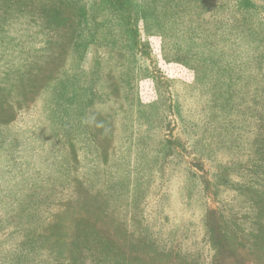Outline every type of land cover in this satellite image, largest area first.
<instances>
[{"label":"rangeland","instance_id":"374dc122","mask_svg":"<svg viewBox=\"0 0 264 264\" xmlns=\"http://www.w3.org/2000/svg\"><path fill=\"white\" fill-rule=\"evenodd\" d=\"M131 1L138 19L141 40L148 44L139 42L141 48L134 55V61L126 57L125 52L105 46L96 49L91 40L82 59L78 61L75 52L69 48L75 31L68 33L74 24L63 28L57 27L54 22L50 23L51 20L40 10L41 4L37 0L31 3L22 0L23 16L17 15V9L2 16L1 10L5 9L10 0H0V109L4 104L9 106L0 110V123H12V131L19 133L20 140L26 141V144L19 146L22 156L18 162L7 160L5 149H0V264H11L12 257L19 255L20 249L27 248L20 247L16 252L13 247L14 243L16 245L23 238L22 229L14 235L8 234L13 227L25 222L26 215L32 211H36L34 217L41 218V223L36 222L32 227L34 229L25 231L24 228L23 232L25 236L40 241L44 264H70L68 243L75 234V222L80 216H85L93 224V234L94 231L105 233L122 252L136 250L140 258L155 264L169 261L166 256L149 255L150 250L140 231L141 222L135 220L131 232L124 234L119 223L113 219V206L117 205L121 196L111 195L107 189V182L111 178H105L109 173L117 172L128 181H134L137 171L141 177L142 171L147 173L150 168L152 158L148 156L144 161V157L139 159L141 157L137 153L141 149L145 152L153 149L154 155L160 156L162 150L158 141L162 140L169 143L167 151H174L165 155L162 162L157 160L152 164V180L156 185H162L160 192L167 191L171 196V203L167 204L170 217L164 221L161 213L156 220L163 227L156 226L154 231L161 238H166L170 247L179 241L186 242L187 239L192 242L194 233L198 238L203 237L200 219L203 212L206 214L209 210L207 218L214 224L220 221V210L227 215L235 212L238 216L244 215L249 211L245 207L250 205L254 195L262 197L260 203L257 202L256 215L258 220L264 222V128L256 130L259 122L253 116L257 103L253 105L249 101L245 89L254 85L264 86V80L258 83L249 80L250 85L244 84L242 79H246L245 75L248 74L243 72L234 81L238 88L234 87L235 94L229 93L234 96L232 101L239 102L237 95L244 98L240 102L243 113L246 112L243 116L236 112L227 116L228 112H223L227 102L219 104L217 101L215 106L208 102L205 85L194 87L196 92L189 87L195 83L196 78L190 67L198 66L197 70H207V63L211 59L222 58L221 52L226 59L236 57L238 62L248 60L251 63L256 60L254 53L243 50L249 46L253 49L264 48V31L261 34V26L256 24L257 15L260 14L264 19V12L259 11V7L254 8V12L243 20L244 25L240 28L243 30L250 25L253 35H247L238 28V33L230 36H237V43L243 46L242 49H235V46L230 47L231 41L222 31L228 26L233 28V23L228 24L226 19L238 15L233 7L234 0ZM141 1L143 8L152 6L168 12L170 18L166 23L170 30L169 48L164 47L165 43L152 17L145 15L139 18ZM263 2L255 0L258 5ZM13 8L18 7L14 5ZM197 26V30L192 33L194 36L191 33L188 36V28ZM259 34L262 38H259ZM189 37L193 41L198 40L205 48L199 47V54L188 58L186 53L194 51L188 45L191 40ZM245 37L249 39L247 43ZM218 43L222 45L221 50ZM209 46L213 50L208 52ZM180 47L182 52L174 50ZM202 55L206 56V64H200L198 58L194 60L198 63L190 62V59ZM97 56L101 59L97 69L98 85L108 99L97 104L95 111L89 115L91 133L88 136L93 149L84 152L81 147H87L86 140L80 143L82 133H76L74 116L69 114L67 119L59 113L58 99L61 98H58V92L61 87L63 93L70 91L71 82L75 87L90 85ZM233 67L244 68L241 65ZM248 72L251 74L254 70L250 68ZM260 72L259 76L261 74L262 77L264 69ZM18 82L20 87L15 86ZM3 87H8V92L12 88L13 93L2 92ZM226 89L231 90L229 87ZM4 96L7 100L2 101ZM199 98L202 102H199ZM78 99H74L73 107L77 106L75 100ZM136 101H140L139 104ZM142 104L146 107L143 111ZM176 106L182 109V120L176 112ZM229 121H232L231 124ZM215 129H220V133L214 132ZM138 138L142 142L136 146L132 142ZM27 146L31 149L28 155ZM118 156L123 159L116 161ZM18 165H22L19 170ZM220 165L231 167L230 173L219 169ZM239 165L245 169L241 175L245 176L243 178L237 175ZM249 172L254 175H249ZM84 173L92 177L89 181L94 182L89 186L93 187L89 193L82 192L85 184L89 183L82 177ZM97 174L102 176L99 181L93 180ZM237 186H246V189H238ZM13 189H16L18 200L14 202L10 194ZM78 191L81 195H77ZM82 196L87 199L85 205ZM188 202H191V208ZM146 211L150 215L155 214L153 209ZM182 221L189 224L187 229H180ZM181 230L186 231L184 237L180 235ZM262 230L263 235L259 233L261 238L257 245L252 243L237 249L234 244V250H239V254L223 251L218 263L238 264L242 260L244 264H264L263 224ZM227 234L233 244V233ZM94 257L95 254L88 256L85 264H97V258ZM176 262L186 264L180 260Z\"/></svg>","mask_w":264,"mask_h":264},{"label":"trees","instance_id":"16d2710c","mask_svg":"<svg viewBox=\"0 0 264 264\" xmlns=\"http://www.w3.org/2000/svg\"><path fill=\"white\" fill-rule=\"evenodd\" d=\"M27 1H29V3L32 2V0ZM21 2L22 0H10V2L6 4L5 9L1 10L3 12L2 16H6L9 12L11 14L16 9L18 12L17 15L19 14L20 16H23L21 13L24 12V6L23 8H21ZM37 2H40V10L51 20L49 21L50 23L54 22L57 27L63 28H66L70 25L72 26V24H74V27L68 33L69 35L71 31H75L74 39L70 40L69 42V48L71 49V52H75L78 61L82 59L86 47L91 43V41H94L96 49H100L101 46H105L111 50L125 52L126 57H128L131 61H134V55H136V53L141 48V46L138 45L139 42L141 41L143 45L147 44L141 40L138 19L134 14V9L132 7L131 0H37ZM14 5L18 8H13ZM141 5L142 7L139 12L141 17L139 18H142L145 15L152 17V19L158 26V30L163 38V41L165 43L164 47L167 46L169 48L170 44L168 43V39L170 37V30L166 23L167 21H169L168 18H170L168 12L166 10L160 11V9L158 10L157 7L152 6H147L143 8L142 1ZM233 7H235V10L238 12V15L226 19L228 24L231 25V23H233V28H229L228 26V28L223 29L222 31L223 33H226L228 35V39L229 41H231L230 47L235 46V49H242L243 46L240 43H237L239 42L237 36H230L234 33H238L237 29H241L240 27L244 25L243 20L245 21L248 18L246 16L254 12V8L256 9L259 7V11L264 12V2L261 5H258L255 3V0H234ZM257 19L259 24H256L258 26H261L260 33L262 34V31H264V19L260 16V14L257 15ZM73 21H75V23H73ZM197 28L198 26L192 29L191 27H189L187 30L188 36L191 33V36L193 37L194 35H192V33H194ZM251 28L252 27L249 25L245 29H241L240 31H243L245 34L247 33V35L251 33L253 35V30ZM261 34H259V38H262ZM220 38L223 39L222 37ZM245 38H247V43L249 39L248 37ZM190 39L191 40L188 45L189 47H192L194 51H191L188 54L186 53V56L188 58L199 54L197 51L199 47L203 46L198 43V40L193 41L194 39ZM218 47H220V50L222 49V45H220L219 43ZM203 48H205V46H203ZM245 48L246 49H244L243 52L250 53L251 51V53L255 54L256 60L252 61L251 63L248 60L244 62H238V58L236 57H228V59H226V56H223V52H221L222 58L211 59V62L209 63L205 62V55L200 56L201 58L198 56L195 59H190V62L198 63V61H194L198 58L200 60V64H203L205 62V64L207 63L208 65L207 70H204L203 68L201 71L197 70L199 68L198 66L190 67L192 70H194V73L196 74L195 83L189 86L190 89L193 92H196L194 87H197L199 85H205V89L208 92V97L206 98V100H208V102L214 103L213 106L217 104V101H219V104H225L227 102L223 110L224 113L228 112L227 116L230 115L231 112H236L240 116H243V114L246 113H243V110L241 109L240 105V102H243L244 98L240 95H237L239 102H235L231 100V98L234 96L229 93L232 92L235 94L234 87L235 89H237L238 87L236 88V86L234 85V81L238 79L243 74V72L245 74H248L245 75L246 79H242L245 82L244 84L250 85L249 80L250 82L253 81L254 83H258V81L260 82L261 80H264L263 74L262 77L261 74L259 76V73H261L260 71L264 69V48L253 49L250 46ZM181 49L182 48L180 47V49L174 50H180L182 52ZM211 50H213V48L209 46L208 52ZM234 53L236 52L234 51ZM236 55L238 54L236 53ZM99 57L100 56H97L95 60V65L92 69V80L90 85L75 87L74 83L71 82L70 91H66L65 93H63V88L61 87V90L58 92V98H61L58 99L60 100V103L58 104L60 105L58 109L59 113L64 114L65 118L67 119L69 114L70 116H74V124H76L77 126L76 133H78V131L79 133H82V137L80 136L79 139L80 143L86 140L85 144L87 147H81L84 152H90V150L93 149L92 141H90L88 136V133H91V116L89 115L93 111H95L94 108L97 104L108 99L106 98L107 95L105 96L104 90L98 85L99 73L97 69L99 68V64L101 65V59H99ZM78 61H75L74 63ZM235 65H241L244 68L234 69L233 66ZM250 68L254 70V72H252L251 74L249 72L247 73L248 69ZM232 70L235 71L233 72ZM15 86L20 87V82H18V85L16 84ZM221 87H223V90H220ZM227 87H229L231 90L226 89ZM245 89L246 93L249 95V101L252 102L253 105L257 103V107L255 109L256 111L254 112L253 117L259 122L258 128L256 130L261 131L264 128V124H262V122L264 121V86L254 85L252 88ZM8 91V87L2 88V92L13 93L12 88H10V92ZM67 94H69L68 98H66ZM76 97H78L79 99L75 100L78 104L77 106H74V108L72 106V103H74V99ZM1 99L2 101L7 100L6 96L2 97ZM139 102L140 101H136V104H139ZM199 102H202L200 98ZM213 106L210 105V107ZM5 107L8 108L9 106L4 104V107L1 109H4ZM142 107L143 111L146 107L143 104ZM257 108L259 109L257 110ZM55 111L57 112V110ZM176 112L180 119L183 118L182 109H179L178 106H176ZM249 115L252 116V113L250 111ZM220 122L221 125H223L221 120ZM230 122L232 121H229V123ZM215 127H217V124ZM12 129V123H0V149H5L4 156L7 160L18 162L21 160L22 156V152L20 151L19 146L21 144H26V141H24L23 139L20 140L19 133H16L14 130L12 131ZM214 132L220 133V129H215ZM139 136L140 135H138L137 137ZM141 142L142 139L138 138V140H135L132 143L136 146H139ZM158 143H160L158 144V146H161L160 150H162V154L158 157L155 156L156 154L154 155L155 152L153 149L149 152H145L144 149H141V151L137 153L138 156L141 157L139 159H142L144 157V161L148 158V156H151L152 158L150 168L148 169L147 173L142 171L143 174L141 175V177L138 176V171L133 179L134 181H128L126 177L119 175L117 172L109 173L105 177L111 178V180L107 182V189L110 191L111 195L114 197L121 196V198L117 201V205L113 206V219H115V222L117 221V223H119V226L123 229L124 234L131 232V227H133V225L135 224V220L138 223L141 222L140 231L144 235V241L145 245L147 246V249L150 250L149 255L153 254L163 257H169V261H167L165 264H179L178 262H176L177 260H180L181 262L183 261L186 264H219L218 262L223 251L229 250V253H232L233 251L234 255L239 254V250H237V252L234 250V244H236L237 249L239 247L245 248L247 246H250L252 243L254 245H257L261 238V234L259 235V233H262L263 235L262 224L264 225V222H262V220H258V217L256 215L257 202L260 203L262 197H256L255 195L253 196V199L249 202L250 205H247V207H245V209L249 211H247L244 215L238 216L236 212L227 215L223 214V210H220V212H218L220 221L217 223L215 222L214 224L207 218L209 210H207L206 214L205 212H203L202 217L200 218L204 230L203 237L198 238V235L194 233L192 242L187 239L186 242L179 241L176 245L170 247L169 243L166 242V238H161L159 234L155 233L154 229L156 226L157 228L159 226L163 227L158 223V220H156L160 218V215L163 214L164 221L169 220L170 215L167 211V204L171 203V196H169V192L167 191L160 192L162 189V185H156L153 182L152 179L154 178L152 177L154 176L152 164H154L155 161L157 162V160L162 162L165 159V155H169L174 151H167V148H170L168 146V142H163L162 140L158 141ZM28 146L26 149V155H28L29 151H31ZM121 159L123 158L121 156H118L116 161ZM135 166L137 169L136 159ZM18 167L19 168L17 170L21 169L22 165H18ZM218 167L219 169H222L224 171L226 170L228 171V173H230L229 171L231 170V167L221 165ZM239 167L240 168L237 171V175L239 178H243L245 176L241 175L244 174L245 169L241 165H239ZM249 173V175L252 174V172ZM193 175L194 174H192L191 176L193 177ZM249 175L247 174L246 176L248 177ZM253 175L254 173L252 174V176ZM82 177L87 180L89 178H92L89 177L86 173H84ZM101 177L102 176L100 174H97L95 176V179L93 180L99 181ZM219 178L222 179V177ZM22 179H19V181ZM91 184H94V182L89 181L88 184H85L86 186L84 188L82 187V192L89 193V190L93 188L89 187ZM237 188L246 189V186H237ZM76 193L77 195H81L79 191ZM10 194L13 196L11 198L13 199V202L17 200L16 189L11 190ZM190 194H192V191ZM82 202L84 205L85 203H87V199L83 196ZM187 204H189L188 207L191 208V202H188ZM146 209H153V211H155V214L150 215V213L146 211ZM35 212L36 211H32L31 213L27 214V220L13 227L10 231V234H8V236L14 235V233H17L20 229H22L21 235L23 238H21V240L16 243V245L14 243L13 247L16 252H18V249L20 247H27L24 249H20L21 252L19 255H14L12 257L11 264H44V259L42 257V248L39 246L40 241L37 242L36 239L25 236V233L23 232L24 228L26 231L27 229L32 228L36 222L41 223V218L34 217ZM213 212L214 211H212V213ZM128 222L131 224L130 226H128ZM179 227L180 229H187L189 227V224L185 221H182ZM75 228V234L70 237L68 243L71 254L68 258L70 264H85V259L88 256L90 257L91 254H95L94 258H97V264H100L102 262L104 264H109L110 262H114V264H155L140 258L136 250L134 252L133 249H129L130 252H122L121 249H119V246L114 243L113 240H110L107 237L108 235L103 232L98 233L97 231H94L93 234V224L89 223L85 216H80L77 218V221L75 222ZM228 232L233 233V239L235 238L233 244H231V242L229 241L227 234ZM185 233V230L180 231V235L183 237ZM102 235H104L105 237H103ZM25 243L28 244L26 245ZM8 252H10V250H8ZM240 261L238 262V264H244L242 260ZM251 264H253V262Z\"/></svg>","mask_w":264,"mask_h":264}]
</instances>
